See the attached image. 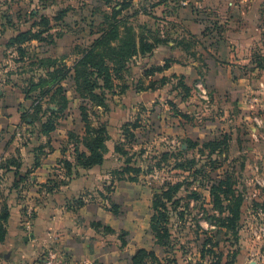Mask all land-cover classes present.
<instances>
[{"label":"rangeland","instance_id":"obj_1","mask_svg":"<svg viewBox=\"0 0 264 264\" xmlns=\"http://www.w3.org/2000/svg\"><path fill=\"white\" fill-rule=\"evenodd\" d=\"M58 1L0 0V21L7 25L0 47V105L15 102V108L8 106V113L0 114V204L9 193L7 188H14L16 196L32 191L35 157L39 166L47 157H52L53 145L57 144L58 149L64 151L73 147L75 137L71 132L78 137L83 134L80 107H84L89 119L94 124L103 123L110 136L106 160L93 186L95 202L101 206L102 214L108 213L102 218L111 223L105 224L108 229L102 227L101 221V225L94 226L93 238L101 243L102 250L111 248L128 259L130 252L146 248L153 250L163 263L208 264L213 254L207 252L201 258L200 252L207 239L206 247L216 251L214 258L219 264H264V83L260 85L256 80L264 74L257 70L262 66L260 51L264 47V32L258 36L261 45L252 43L247 53L242 50L237 56L239 35L228 34L221 24L208 27L199 38L190 37L188 30L174 17L176 0H170L164 10L168 11V19L161 17L160 9L155 10L156 15L151 14L156 20L131 19L135 28L144 24L152 31L164 28L187 33L183 50H173L174 59H168L169 67L163 74L166 83L154 91H136V87L147 86L149 81L139 73L154 64L147 60L141 69L129 65L124 74L129 88L122 94L108 95L106 107L90 108L76 93L71 74L67 75L60 83L68 102L57 121L65 117L67 109L68 113L75 112L81 132L69 131L62 140L60 132L44 134L41 128L46 107L55 109L57 100L49 103L48 98L44 100L42 113L32 120L29 109L37 91L30 89L32 81L38 83L40 76L46 77L47 67L41 61L51 58L56 59L58 65L73 64L79 51L92 41L87 34L88 27L84 28L80 22L68 31L51 28L41 35L43 41L35 39L28 43L26 52L18 54L16 62L11 58L15 55L12 48L5 46L7 38L17 31L30 28L36 31L42 27L36 25L41 17H52L63 9L64 2ZM143 1L151 4V0ZM168 38L173 40V36L168 35ZM240 57L239 62L227 61ZM176 58L180 63L194 61L193 70L178 72L181 67L175 63ZM254 63L257 66H253ZM227 75L230 77L225 80ZM159 77L155 74V79ZM258 89H261L259 95ZM12 92L19 97L12 96ZM22 115L25 120L21 119ZM126 122L137 125L133 137L131 131L123 127ZM187 139L197 145L188 147ZM208 141L222 144L211 150L204 147ZM116 144L127 153L114 152ZM78 147L84 149L81 143ZM180 162L190 166L181 168ZM124 167L130 168L123 170ZM12 173L15 182L10 185L9 174ZM130 177L135 180H129ZM219 180H224L225 187L228 186L230 199H241L237 236L225 227L217 237L209 235L218 229L217 217L227 213L224 209L227 202L222 206L214 205L210 194V186ZM177 182L182 183L177 193L180 204L176 210L169 208L167 226L171 246L166 248L156 243L150 229L151 203L155 193ZM122 241L125 244L122 245ZM45 247L38 248L29 263L25 260L21 264L36 262ZM173 258L176 263L169 261Z\"/></svg>","mask_w":264,"mask_h":264},{"label":"crops","instance_id":"obj_2","mask_svg":"<svg viewBox=\"0 0 264 264\" xmlns=\"http://www.w3.org/2000/svg\"><path fill=\"white\" fill-rule=\"evenodd\" d=\"M55 1L59 2L50 0V2ZM61 1L64 2L63 9H60L64 10L62 16L58 20H55L57 14L49 18L46 17L49 20V31L51 28L68 31L72 25L82 22L84 28L88 27L89 39L93 40L100 35L101 28L105 25L103 15L110 14L114 6L118 8L117 3L121 0ZM126 1H130V6L122 10L121 15L130 17V20L133 18L138 20L139 18L153 19L151 14L154 15L155 10L158 9H160L161 17L168 19L167 13H162L165 8L162 4L149 8V4L143 0ZM157 1L151 0V3ZM176 1L178 6L174 17L179 19L182 28L188 30L190 37L199 38V34H203L204 30L206 33L208 27L221 24L223 30L228 34L234 32L239 35L237 56H240L239 52L242 53V50L247 53L252 48V43L261 45L262 42L258 36L264 32V0ZM78 4L79 6H76ZM134 12L136 14L131 16ZM6 29L7 25L1 20L0 47L1 36L6 33ZM157 32L162 37L165 34L167 37L168 35L173 36V40L168 38L166 43L156 45L152 52L134 58L130 61L131 63L129 62L128 67L136 65L138 69H141L144 66L143 62L147 60L154 65H163V59H174L173 50H183V38L187 33L183 34L178 30L164 28ZM260 52L263 57L260 60L262 66L257 70L264 72V47ZM234 59L231 58L227 61L230 64L239 62L241 57L239 60ZM174 61L181 67L178 72L184 73L186 70L190 72L195 66L194 61L190 59L186 63H180L178 58ZM253 66H257L256 63ZM165 72L166 69L157 74L161 77ZM139 76H143L142 72L139 73ZM229 77L227 75L225 80H228ZM152 79H155V75ZM256 80L260 85L263 84L264 74L259 75ZM14 86L11 85L13 89H15ZM260 91L261 89L257 90L258 95ZM14 95L19 97V94L12 92V96ZM14 104L15 102L12 100L10 105L7 103L0 105V114L8 113L9 107L13 108ZM72 116L74 121H71ZM55 131L62 134V140L69 131L80 133L77 113H68L67 109L65 117L60 120ZM106 146L109 150L107 142ZM53 147L52 157H47L43 164L35 167L32 171V191H25L22 193L23 196H16V193H13L15 192L14 188L6 189L9 193H6L4 201L9 209V217L5 239L0 243V264H21L25 260L29 263L31 259L35 258L38 248L42 246H50L62 251L66 259L75 264H130V257L137 249L128 254V259H124L119 251L114 252L111 248L102 250L101 243L96 242L93 238L94 226H96L94 223L101 221L104 225L111 224L110 221L103 220L102 216L107 217L108 213L102 214L101 206L95 202V189L93 188L95 178L99 175V168L103 166L106 158L101 166L94 165L83 169L74 166L73 147L69 146L67 151L58 149L57 144ZM62 159H67L73 164L70 170L62 167L60 162ZM14 178L13 173L9 174L10 185L15 182ZM54 183L55 186L47 191V187Z\"/></svg>","mask_w":264,"mask_h":264},{"label":"trees","instance_id":"obj_3","mask_svg":"<svg viewBox=\"0 0 264 264\" xmlns=\"http://www.w3.org/2000/svg\"><path fill=\"white\" fill-rule=\"evenodd\" d=\"M170 0H158L151 3L149 8L159 6L162 4L165 8ZM177 3V1H176ZM118 8L112 7L110 14L103 15L105 25L101 28L100 35L93 39L89 45L79 51L77 58L74 60L71 66L65 64L58 65L56 59H47V61H41V64L47 67L45 76L39 77L38 83L32 81V89L37 91L36 95L32 97V104L29 109V115L32 116V120L37 118L39 112L42 113L43 101L48 98L47 103L57 100L55 109L46 107L45 118L41 121V128L44 134H48L56 129L58 125L57 118L59 114L63 113L67 106L68 99L64 94L61 81L70 75L74 81L75 91L78 96L87 101L90 108L94 106L106 107L108 95H117L124 93L128 88V84L124 80V74L128 70V64L131 60L138 56L145 55L152 52L153 48L158 44L166 43L168 37L158 34L157 31H152L150 28L146 29L142 24L139 28H135L130 21V17L121 15L122 10L130 6V1L121 0ZM178 6V3H177ZM164 8V10H165ZM168 12V11H164ZM175 9V14H176ZM64 10H59L55 20H58ZM136 12L132 13L134 16ZM174 14V15H175ZM153 19L157 17L151 16ZM42 26L36 31H32L31 28L27 30L17 31L15 34L9 36L5 43L6 47L12 48V53H15L11 58L14 62L18 61L19 56L23 55L27 49V43L37 39L43 41L41 37L43 33H48L49 20L46 17H41L40 21L36 24ZM19 54V56H18ZM169 67L168 59H166L163 65H152L143 70L142 75L148 77L149 81L147 86L139 85L136 87L137 91L150 90L154 91L162 87L166 83L164 75L159 79H152V77L162 72ZM141 81V79H140ZM9 81L6 80V83ZM47 86V87H44ZM30 92V91H29ZM52 94L47 97L49 93ZM28 93H25V97L29 98ZM81 108V120L84 124L83 134L78 137L72 133L75 137V144L73 145L74 153V166H79L83 169L90 168L94 165H101L104 161L105 154L108 151L106 142L110 139L106 126L103 123L94 124L84 112V107ZM22 120L24 116H21ZM124 128L130 130L131 136L134 135V130L137 128L135 123L126 122L123 124ZM188 147L196 146L197 143L187 139ZM78 143H81L83 150H80ZM222 144L220 141H208L204 143V147H209L214 150L216 147ZM63 151V150H62ZM114 152L121 155L127 153L124 147L119 144L114 146ZM167 155L164 154L163 158ZM129 159L125 160L128 162ZM62 167L66 170H70L72 163L67 159H62ZM189 164L190 161L188 162ZM34 166L37 167V158L34 159ZM181 168H187L185 163L180 162ZM130 167H124L123 170H127ZM138 170V169H137ZM121 179V177H120ZM129 179V178H128ZM129 180H135V177H130ZM182 183L177 182L175 184H169L168 187L161 190L159 193H155L151 203L152 214L150 217V229L154 235L156 243L169 248L170 245V232L167 226L169 220V210H176L180 204V197L177 196L178 190ZM55 186V183L50 187H47V191L51 187ZM228 186L225 187V181L219 180L218 183L210 186V194L213 199L214 205L222 206V203L227 202L224 209L227 211L226 215L217 217L218 222L216 233H210L211 238L217 237L225 227L230 229L234 235L237 236V225L239 220V203L240 198L230 199L228 195ZM170 208V209H169ZM116 212L115 210L113 211ZM9 217V209L5 202L0 204V243L5 239L7 233V222ZM94 225H101L100 222L94 223ZM104 229H108L105 225H102ZM207 239L205 240L201 248V258L205 256V253L213 254L208 264H219V261L214 258L216 251L212 248L206 247ZM125 244L122 241V245ZM216 244V243H215ZM214 244V246H215ZM168 252V250H166ZM169 253V252H168ZM234 251L232 255L235 256ZM172 263H176V259H169ZM130 264H168L163 263L161 259L155 254L153 250L146 248H138L135 253L130 257Z\"/></svg>","mask_w":264,"mask_h":264},{"label":"built area","instance_id":"obj_4","mask_svg":"<svg viewBox=\"0 0 264 264\" xmlns=\"http://www.w3.org/2000/svg\"><path fill=\"white\" fill-rule=\"evenodd\" d=\"M35 264H75L66 259L65 254L53 247L46 246L43 255Z\"/></svg>","mask_w":264,"mask_h":264}]
</instances>
